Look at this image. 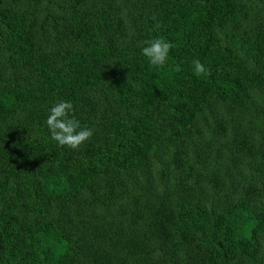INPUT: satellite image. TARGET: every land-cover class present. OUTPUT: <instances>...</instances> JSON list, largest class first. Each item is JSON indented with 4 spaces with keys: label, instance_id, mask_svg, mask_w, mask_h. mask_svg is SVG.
<instances>
[{
    "label": "trees",
    "instance_id": "16d2710c",
    "mask_svg": "<svg viewBox=\"0 0 264 264\" xmlns=\"http://www.w3.org/2000/svg\"><path fill=\"white\" fill-rule=\"evenodd\" d=\"M0 264H264V0H0Z\"/></svg>",
    "mask_w": 264,
    "mask_h": 264
},
{
    "label": "clouds",
    "instance_id": "9594fccd",
    "mask_svg": "<svg viewBox=\"0 0 264 264\" xmlns=\"http://www.w3.org/2000/svg\"><path fill=\"white\" fill-rule=\"evenodd\" d=\"M159 26V24L156 25L157 28ZM144 43L146 46L141 51L150 66L162 68L168 62L174 44L164 37H156ZM192 64L193 71L197 76L210 73V70L199 59L194 60ZM46 124L51 139L59 146L72 150H79L94 134V129L87 126L81 127L71 101L60 100L56 102L49 110Z\"/></svg>",
    "mask_w": 264,
    "mask_h": 264
}]
</instances>
